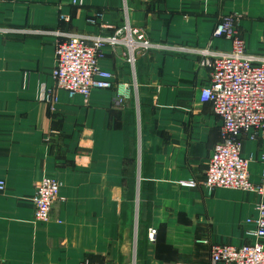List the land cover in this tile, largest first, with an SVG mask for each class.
<instances>
[{"label": "crops", "instance_id": "obj_1", "mask_svg": "<svg viewBox=\"0 0 264 264\" xmlns=\"http://www.w3.org/2000/svg\"><path fill=\"white\" fill-rule=\"evenodd\" d=\"M230 13L246 52L264 57V0H0V260L210 264V245L250 241L246 219L264 193L178 186L203 179L220 141L219 118L199 101L210 71L196 51H229L211 33ZM126 17L158 45L133 66L123 46L102 48L99 65L129 86L127 97L117 102L112 89L69 98L56 88L55 33L109 36ZM240 154L260 185L264 131L243 135ZM43 176L60 183L46 223L34 221L31 203Z\"/></svg>", "mask_w": 264, "mask_h": 264}, {"label": "built area", "instance_id": "obj_2", "mask_svg": "<svg viewBox=\"0 0 264 264\" xmlns=\"http://www.w3.org/2000/svg\"><path fill=\"white\" fill-rule=\"evenodd\" d=\"M78 6L82 0H72ZM102 17L96 12L87 21L97 24ZM238 17L232 13L219 17L212 29V38H223L230 42L227 52H213L208 48L197 50L200 66L209 69V83L201 87L199 101L209 103L213 114L219 118L220 141L212 149L204 177L179 180L181 188L193 189L198 186L213 191L218 188L264 193V167L260 185L249 179V159L240 154L241 138L250 129L264 131V57L258 58L246 52L238 27ZM55 47V67L52 73L56 88L66 92L69 98L76 95L88 97L94 90H116V101L121 103L129 93V86L115 82V75L99 65L104 46H123L126 60L134 65L138 54L158 48L145 33L133 29L127 17L121 28L112 35L85 37L63 35ZM134 86H136L134 84ZM264 165V156L262 158ZM60 183L43 176L34 186L31 197L33 219L46 223L57 200ZM5 182L0 179V193ZM253 228L247 231L250 238L240 247L210 245V264H264V203L256 207V217L246 219ZM156 230L150 228L147 238L155 241ZM208 244L207 241H200ZM0 264H5L0 260ZM80 264H91L88 260Z\"/></svg>", "mask_w": 264, "mask_h": 264}]
</instances>
